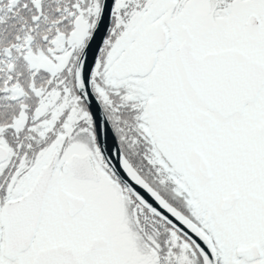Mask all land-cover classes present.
Wrapping results in <instances>:
<instances>
[{
	"label": "snow or ice",
	"instance_id": "snow-or-ice-1",
	"mask_svg": "<svg viewBox=\"0 0 264 264\" xmlns=\"http://www.w3.org/2000/svg\"><path fill=\"white\" fill-rule=\"evenodd\" d=\"M0 264H264V0H0Z\"/></svg>",
	"mask_w": 264,
	"mask_h": 264
}]
</instances>
